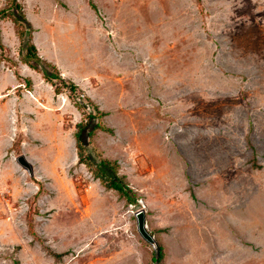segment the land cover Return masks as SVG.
<instances>
[{"label":"rangeland","instance_id":"rangeland-1","mask_svg":"<svg viewBox=\"0 0 264 264\" xmlns=\"http://www.w3.org/2000/svg\"><path fill=\"white\" fill-rule=\"evenodd\" d=\"M93 1L96 15L56 11L74 23L58 34L60 74H88L58 123L61 165L0 166V264H158L159 243L164 264H264V0H129L120 22ZM19 2L32 32L28 11L38 24L53 13ZM1 21L17 60L30 29ZM81 122L85 155L116 162L134 204L79 162Z\"/></svg>","mask_w":264,"mask_h":264},{"label":"crops","instance_id":"crops-1","mask_svg":"<svg viewBox=\"0 0 264 264\" xmlns=\"http://www.w3.org/2000/svg\"><path fill=\"white\" fill-rule=\"evenodd\" d=\"M101 1L102 9L117 10L116 21L120 22L121 9L123 5L129 3V0ZM31 2L41 4L39 10L44 7V0H29L28 4ZM92 2L91 0H88L87 3L85 0H64V2L58 3V0H51L53 13L41 24L36 22L37 13L26 12L28 18L34 23L35 30L32 32L31 42L36 46L38 55L44 61L46 60L57 66L62 73L65 72L64 69H67V67L60 61V57H70L68 51L70 43L62 39L70 37L68 32L72 30L74 23L71 24L67 20L65 24H62L65 26L63 30L58 24L59 21H56V13L61 11L58 8L63 7L67 10L68 6L76 11H83L87 8L95 14L98 6L97 2L95 3L93 0ZM74 3L76 6L73 5ZM130 4L135 6L132 0ZM75 17L79 19V14ZM98 20L100 19L98 18ZM3 23L0 22V35L1 39L6 40L3 34L5 30ZM79 23L81 24V22ZM103 30L107 32L105 29ZM61 32L67 33L62 39L59 38L62 44L66 46H61V42L58 40V34ZM4 40H2L5 47L4 52L10 60L7 58L2 60L0 69V166H22L17 161L20 155H24L32 166H56V162L60 166L61 154H58L59 151L56 149V140L60 138V134L65 130L58 123L62 119V115L64 119L63 112L66 109L69 108L70 111L73 109L76 112L78 110L74 107L75 105L70 100L67 91L57 93L55 86L44 78L42 72L23 62L20 55L17 60L12 58L9 54L11 51L8 50ZM23 51L25 50H22V55L24 54ZM78 74L81 76L78 77ZM87 75L82 77L83 75L78 72L73 75L75 77L73 81H76L79 85L85 84L84 81L87 80ZM23 78H28L31 81H24L26 82L24 83Z\"/></svg>","mask_w":264,"mask_h":264},{"label":"trees","instance_id":"trees-1","mask_svg":"<svg viewBox=\"0 0 264 264\" xmlns=\"http://www.w3.org/2000/svg\"><path fill=\"white\" fill-rule=\"evenodd\" d=\"M6 18L12 20L15 24L20 26L18 32L20 36H24L26 33L25 32L26 29H24V27L30 29L28 35V42L23 41L25 44L24 46L25 52L23 55H21L22 61L27 63L30 67L42 72L44 78L55 86L57 93H60L61 91H64V89L65 90L67 89L69 91V95L71 96V98L72 99L75 98L76 92L79 89L78 86L73 81L63 78L62 75L60 74L59 69L56 66L52 65L49 62L44 61L38 55L36 46L31 42L32 26L30 22L27 20L22 5L18 0H11L10 7L7 6V8L0 10V21ZM0 50H4V45L1 41V35H0ZM41 64H45V65H41ZM47 67L52 68V70H49ZM79 105L81 104L79 103ZM87 116L89 118L94 117L92 114H88ZM97 128H102L101 124H97L95 126V129ZM84 129H85V124L83 122L79 123L78 132L76 133L77 147L80 157L79 162L87 164L92 170V172H94V176L96 178L101 179L102 183L108 189H115L119 191V193L122 196H125L127 198L130 204H134L136 199L132 197L133 195L132 189L129 187L127 182L123 180V178L117 175L116 172L117 163L110 161L106 158H102L101 152H99L96 147H94V154L99 155L100 157V161L98 163H96V161L92 158L91 154L85 155V152L83 151L84 146L81 143L82 140L81 133ZM89 134L91 135L92 132H90ZM157 248H158V257L154 256V260L156 261V263L158 262V264H164L163 263L165 257L164 247L159 243ZM48 251L50 255H52L55 258L56 261L61 260L62 254L56 253L50 249Z\"/></svg>","mask_w":264,"mask_h":264},{"label":"water","instance_id":"water-1","mask_svg":"<svg viewBox=\"0 0 264 264\" xmlns=\"http://www.w3.org/2000/svg\"><path fill=\"white\" fill-rule=\"evenodd\" d=\"M17 161L25 168L31 175H34V166L26 159L24 155H20ZM137 225L139 233L151 244L157 245V241L154 236L149 232L146 225V211L145 209H141L137 211ZM158 257V250H157ZM158 263V262H157Z\"/></svg>","mask_w":264,"mask_h":264}]
</instances>
